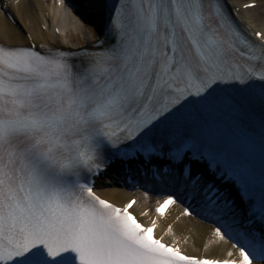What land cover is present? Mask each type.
<instances>
[{
    "label": "snow or ice",
    "instance_id": "obj_1",
    "mask_svg": "<svg viewBox=\"0 0 264 264\" xmlns=\"http://www.w3.org/2000/svg\"><path fill=\"white\" fill-rule=\"evenodd\" d=\"M19 5L0 0V264H264V28L230 0H80L96 39L55 50ZM117 177L160 198L150 223L98 194ZM191 221L204 256L178 246Z\"/></svg>",
    "mask_w": 264,
    "mask_h": 264
},
{
    "label": "bare ground",
    "instance_id": "obj_2",
    "mask_svg": "<svg viewBox=\"0 0 264 264\" xmlns=\"http://www.w3.org/2000/svg\"><path fill=\"white\" fill-rule=\"evenodd\" d=\"M236 6L242 7L245 4L256 2V8L243 11V18L250 21L256 30L264 28V0H232ZM11 3V0H6ZM80 0H20L19 8L12 7L11 11L18 20L23 21L27 30L36 37V44L49 45L53 47H71L81 48L87 47L96 39V29L94 27L95 20L92 16L82 15L78 12ZM9 25L3 11H0V33L3 32L6 26ZM44 27V29H43ZM56 29L60 34L56 33ZM85 34L89 36V40L85 41ZM109 187L98 189L99 194L104 198L115 202L118 205L126 204L132 197H137V203L133 210L138 214L141 220L145 223H150L154 218L153 209L158 202V199L149 196H144V190L135 189L134 191L128 188L124 179L116 178L113 181H108ZM117 183L119 186L117 187ZM171 210V208L169 209ZM168 210V211H169ZM147 212L149 215H143ZM180 209L173 211V216L177 215ZM187 224V218H184ZM189 228L178 235H182L180 246L182 250L191 255L199 256L204 254L206 244V229L208 225L202 224L199 221H191ZM159 232V229L157 230ZM169 243H173L170 237H165ZM187 241V242H185ZM222 250L216 245L208 246L207 255L216 256L221 254Z\"/></svg>",
    "mask_w": 264,
    "mask_h": 264
}]
</instances>
